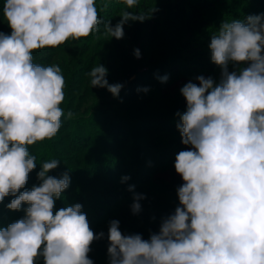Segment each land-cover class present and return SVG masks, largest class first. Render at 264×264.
Segmentation results:
<instances>
[{
    "label": "clouds",
    "instance_id": "1",
    "mask_svg": "<svg viewBox=\"0 0 264 264\" xmlns=\"http://www.w3.org/2000/svg\"><path fill=\"white\" fill-rule=\"evenodd\" d=\"M121 2L126 9L139 4ZM3 16L11 33L0 32V203L12 196L10 210L27 207L22 219L0 227V264H94L91 245L104 233L91 229L79 203L54 211L70 186L68 172L49 175L60 160L44 162L39 185L21 190L37 166L28 146L52 139L65 116L62 70L35 63L33 52L98 32L96 0H5ZM150 16L124 10L114 26L104 23L105 34L123 39L125 24ZM209 48L219 82L199 75L180 89L186 110L176 113V127L187 148L174 163L183 180L178 206L148 239L122 233L111 220L108 264H264V13L222 22ZM134 56L141 57L139 49ZM87 75L92 88L119 97L123 84H110L105 66ZM142 198L134 194L133 214Z\"/></svg>",
    "mask_w": 264,
    "mask_h": 264
},
{
    "label": "rangeland",
    "instance_id": "2",
    "mask_svg": "<svg viewBox=\"0 0 264 264\" xmlns=\"http://www.w3.org/2000/svg\"><path fill=\"white\" fill-rule=\"evenodd\" d=\"M113 1L114 0H96V7L99 17L103 21L102 24L110 21L111 25L114 26L120 20L122 11L120 12L119 8H116L115 4H109ZM172 1L173 0H139L140 4L145 2V4L153 5L155 9L153 19L160 21L161 25L159 27L158 38L155 40L150 39L148 35L151 30L149 26H147L143 31L140 30L141 34H134L133 39L130 41L131 48L129 51L121 49L117 39L107 36L105 34L104 27V31H102L100 34H91L90 37L81 38L80 40L71 41L69 43L67 42L65 45H60V47L57 48L58 50L56 48H51L49 50L38 49L33 52L35 63H39L44 66L56 64L59 65L62 70V74L65 78V99L61 103L60 107L65 113V116L62 117L64 118V121L69 122V120L76 119L82 122V124H80V126H82L81 128L79 125H76L63 134H56L51 139L54 142V146L61 144L63 141L66 142L65 145L59 147H63L57 154V156L62 158L59 159V165L65 172H68L72 179L78 181L76 191L81 194L78 195L81 198V203H78L81 205L84 200L88 199L91 201V204L93 203V206H95L94 208H97L98 206L100 207L101 205L98 201L99 198L105 195L104 192L111 193L112 186H107V184H104L101 180H99L100 178L98 179V177L95 175L96 170L91 169V166L81 165L76 161V152L70 150L69 147L72 143L75 142L77 144V148L84 146V154L87 157L92 158L93 161L97 158L99 150L102 151L104 153V158L101 159L99 164L104 167L111 162L108 157L113 160L118 159V156L114 153L116 150L114 146L111 143L106 144L105 141V138L110 131L113 133V136H116L115 140L119 146L130 148V150L142 149L140 147L141 142L153 144L155 148H158V150H156L157 158L152 159L150 157L148 160L146 159V161H153L157 166H163L170 161L167 159H162L159 154L161 152L167 154L166 151L168 149L177 148L176 146L181 142L180 134L174 139H169L167 137L158 138L152 134L147 135L145 133L138 132V129L134 130L133 128L134 124H137L139 121L142 125V128H150L155 125H153V123H156L158 126V123L160 124L161 121L163 122L161 124H164L165 121L162 120V118L177 116V112H184L186 110V106L183 105V100L185 99L181 95L180 89L187 82L192 80L189 79L187 81L183 79L175 81L166 87V84H164L165 82H161L160 80L162 73L159 69H157L167 56H179L180 59L184 58L178 54L177 50L182 42L187 41L185 36L180 35L176 41V45L173 48L168 49L169 43L167 32L169 31L168 24L170 19L163 15V12L172 7ZM4 2L5 0H0V32L10 34L11 29L9 28L7 21L3 16ZM105 5H107V7H105ZM235 5V1L232 0L230 3V0H226L224 5L216 7L218 12H215V14L219 16L218 19L224 20L226 13H228L226 11H230L231 9L235 8ZM126 10L135 12L134 8ZM130 25L133 27L135 26V23L130 22ZM125 27L126 24L124 25V28ZM124 33L125 35L123 40L127 36V31H124ZM205 44L207 45L206 49L210 50V42L208 43L206 41ZM134 49L140 50L141 57L139 59L134 56ZM209 62L212 63L211 61ZM98 64H102L108 69V75L106 78L110 84H123V88L120 91L118 98H114L112 94L109 93L105 88L91 87L90 77L87 75V73H89L90 70ZM186 66L187 65L183 66L184 72L191 71L188 69V66ZM197 73H199V71L195 72L196 77L200 75ZM164 75L165 74L163 73V76ZM219 79L220 77L216 82H219ZM150 83H155L158 86H161V89H163H151ZM144 88L149 90L145 92L143 91ZM108 108L119 111L126 115L125 118H127L128 124L123 128L115 127L112 128V130L110 128L111 124L109 122L107 128H102L100 123L105 120L103 114H105ZM68 111H72L75 114L72 119L67 118ZM166 126L167 129L171 130L170 125ZM126 133H129L130 135H126ZM129 136H134L135 141L129 142ZM81 144H83V146H81ZM28 148L30 147L28 146ZM53 148L55 149V147ZM35 149L36 147L34 150ZM172 156V159H174V155ZM36 162L37 166L33 170V174L31 175L32 178L30 179L32 184H34L35 179H38L37 173L40 171V166L42 164V161L39 159ZM138 165L137 163L131 161L127 164V168L135 167L134 169L136 170L139 168ZM88 169H91V173H89ZM169 169L170 171H166ZM166 170L165 174L161 173L158 175L159 178L163 177L167 181L177 179V173L175 169L173 170V168L170 166L167 167ZM86 171L95 177H89V175H85L84 177L83 174ZM139 171L140 169L132 173L136 177V174H138ZM141 173H143L145 178L148 175L145 173V170ZM113 179H121V174L116 175V177H113ZM38 183H40V181ZM23 190L31 189L26 184L25 189H22L21 191ZM63 195L64 192L62 193V196ZM152 195L154 197V194ZM158 200L159 197L155 196L153 200H149L150 202L147 203L148 205H146V203H141L140 205L143 206L145 210L140 211L138 214H133L131 211V205L133 204V201H131L129 204H117L116 210L103 209L104 214H102L100 217L94 216L95 213L87 212L91 229L97 234L101 232L104 233L103 238L94 241L91 245L89 258L93 260L94 264H108L107 233L109 222L111 220H118L120 222V230L122 233H139L144 239L149 238L150 234L148 230L154 228L159 229L160 223H149V219H151L153 215H156L153 210V205L160 204L158 203ZM57 201L60 203H55L56 205L54 211L65 208L63 207V204L65 203L63 199H58ZM26 207L27 205H25V208ZM82 208L85 212L87 206L82 205ZM13 212L14 213L8 217V225L13 223V215L17 213V210H14ZM39 264H43L42 259L39 261Z\"/></svg>",
    "mask_w": 264,
    "mask_h": 264
},
{
    "label": "trees",
    "instance_id": "3",
    "mask_svg": "<svg viewBox=\"0 0 264 264\" xmlns=\"http://www.w3.org/2000/svg\"><path fill=\"white\" fill-rule=\"evenodd\" d=\"M102 1V0H100ZM121 0H114L113 2L109 3L112 5H116V8H119L120 12L126 10V5H124ZM226 0H173L172 1V7L168 8V10L163 12V15L167 16L169 20V31L168 33V49L173 48L176 45V41L180 37V35L185 36L187 38V41H184L179 45V48L177 50L178 54L183 56L184 58H179V56H167L166 59L159 65L157 69H159L162 73L167 75L169 78L164 83L167 87L168 85L172 84L175 81L179 80H192L193 82H196V76L195 72L199 71L200 75H203L204 77H212L215 81L218 80L221 74V69L215 65L214 63H210L211 61V51L206 49V41L209 43L211 39V35L214 31L218 30L221 23L224 21H231L232 19H241L243 20L249 15H259L264 13V0H233L235 1V8L231 9L230 11H226V16L224 20L218 19L219 16L215 14L217 13L216 7L224 5ZM232 0H230V3ZM234 5V4H233ZM231 5V6H233ZM153 5L145 4L143 2L142 4H138L136 7H134V11L136 13L151 15L149 18H147L144 22L139 21H130L131 23L134 22L135 26L131 27L130 22L126 24V27L124 28V31H127V36L125 39L118 40V44L121 46V49H125L127 51L131 48V39H133L134 34H141L140 30L143 31L147 26L150 27V33L148 34L150 39L155 40L158 38V32L159 27L161 25V22L158 20H154V11L151 14V10L153 9ZM170 9V12H169ZM220 13V12H219ZM218 13V14H219ZM216 15V16H215ZM224 15V14H222ZM102 31H104V24L101 23L99 26V31L94 32L92 34H100ZM182 33V34H181ZM91 36V35H90ZM88 36V37H90ZM127 39V40H126ZM71 41H75L72 39H69L67 41L68 43ZM124 41V42H123ZM66 42V43H67ZM75 43V42H74ZM130 43V44H129ZM134 44V43H133ZM180 44V43H179ZM65 45V43H64ZM60 46L56 47L59 48ZM135 47V45H134ZM51 48H44L41 50H49ZM58 50V49H57ZM187 65L188 69L191 71L184 72L183 66ZM186 66V67H187ZM236 70L232 65H229V71ZM181 71V72H180ZM157 72V71H156ZM196 74V75H197ZM164 75V76H165ZM160 76V77H162ZM150 88H156V90L161 89V86H158L155 83H150ZM163 89V88H162ZM161 89V90H162ZM183 105L186 106V101L183 100ZM181 114L183 112H180ZM105 117V120L100 123L102 128H107L108 123L110 122L111 126L110 128L115 127H124L128 124L127 118H125L126 115L122 114L119 111L112 110L108 108L103 114ZM128 117V116H127ZM164 120V124L162 121L160 124L158 123V126L156 123H153L154 126L152 127H146L142 128V125L140 121L136 124H134L133 128L138 129V132H142L145 134H152L156 137L161 138H169L174 139L177 137V135L180 134V132L177 130V123L179 122L178 116H171L170 118H162ZM75 121V122H74ZM62 127L58 131L57 135L63 134L67 130L72 129L76 125L82 124L81 121H78L76 119L69 120V122H65L64 118H61ZM152 124V123H151ZM141 125V126H139ZM166 125L171 126V130L167 129ZM78 126V127H79ZM82 126H80L81 128ZM113 130V129H112ZM129 134V133H128ZM126 133V135H128ZM130 135V134H129ZM116 136H113V133L111 131L105 138L106 144L111 143L114 148L116 149L114 151L115 155L118 156L117 160H113L108 157V159L111 160L110 163L107 164V166L102 167L100 163L101 159L104 158V153L100 151L97 154V158L93 161L92 158L87 157L84 153V146L78 147L77 144L74 142L71 144L70 150H73L76 152L77 162L81 165H87L91 166V169L96 170V177H98L99 180H101L104 184H107V186H112L111 193L104 192L103 197L99 198V204L97 208H94L93 203L91 204V201L86 199L82 200L83 206H87L86 211L84 212L83 208L82 211L88 214L87 212L95 213L94 216L100 217L102 214H104V210H111L117 208V204H129L131 201L134 202V194H139L143 198L139 200V203H147L154 199L155 196L159 197L158 203L153 205V210L156 213V215H153L151 219H149V223H161L162 218L166 217L167 215L174 212L175 208L178 206V197L176 193L177 187H179L183 180L182 178L176 174L177 179H173L172 181H167L163 177L159 178V174L163 173L165 174V170L167 167L174 168L175 158L176 154L179 151L186 150L187 146L182 144L181 142L176 146L177 148L168 149L166 152L167 154L161 152L159 155L162 159L170 160L169 163H166L163 166H157L154 164V162H147L150 157L152 159L157 158L156 156V150L158 148H155V146L148 142H141L140 147L142 149L137 150H130V148L121 147L118 145L117 141L115 140ZM129 142L135 141L134 136H129ZM65 139V138H64ZM67 140V139H65ZM118 140V137H117ZM53 141L50 139H46L44 141H38L37 143L30 145L29 147V153L31 155H34L36 157V161L39 159L41 160L42 164L46 161H50L52 159H62L57 154L61 151L63 148H59L63 145H65V141L61 142V144L54 146ZM36 149L34 150V148ZM55 147V149L53 148ZM54 149V150H53ZM151 155V156H150ZM135 162L139 166L138 169H140L139 173L136 174V177L134 176V172H136L138 169L134 168H127V164L129 162ZM66 163V162H65ZM37 164V162H36ZM41 164V165H42ZM91 169H88L89 173H91ZM41 170V168H40ZM135 170V171H134ZM145 170V173H147V177L141 173ZM134 171V172H133ZM166 171H170L166 170ZM133 172V173H132ZM65 173V171L60 167V165L57 167V169L51 171L49 175L56 176L57 178L61 177L62 174ZM87 171L83 174L89 175V177H95L91 174H89ZM33 171L29 174V179L27 182V186L31 189L34 185H39V180L35 179L34 184H32L30 179L32 178ZM121 174V179L115 180L113 177H116V175ZM128 176L130 177L129 180L126 182H122V177ZM88 178V177H87ZM141 179V180H140ZM140 180V181H138ZM78 185V181L72 179L70 177V186L64 191V195H61L60 199H63L65 202L63 204V207L74 205L78 202H80L81 198L78 195H81L78 191H76V186ZM134 185V191H129V186ZM93 193V192H90ZM144 193V194H143ZM154 194V197L153 195ZM14 197L7 196L5 197L4 201L0 203V227H7L8 225V217L11 216L12 213H14V210H10L7 205L11 202V199ZM150 200V201H149ZM93 202V201H92ZM56 203H60L56 200ZM81 203V202H80ZM162 203V204H161ZM56 205V204H55ZM105 207V208H103ZM102 208V209H101ZM25 205L22 206L20 210L17 211L16 214L13 215V222L22 219L25 216ZM145 210L143 206H141V210ZM88 219V217H87ZM89 221V219H88ZM149 234L151 232L159 231V229H151L148 230Z\"/></svg>",
    "mask_w": 264,
    "mask_h": 264
}]
</instances>
